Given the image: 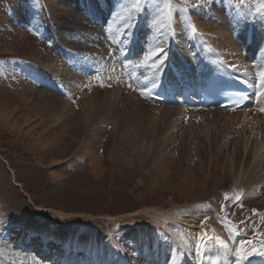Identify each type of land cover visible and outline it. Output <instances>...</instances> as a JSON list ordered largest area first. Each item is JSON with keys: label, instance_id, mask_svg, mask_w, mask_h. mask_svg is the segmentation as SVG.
Masks as SVG:
<instances>
[{"label": "rangeland", "instance_id": "obj_1", "mask_svg": "<svg viewBox=\"0 0 264 264\" xmlns=\"http://www.w3.org/2000/svg\"><path fill=\"white\" fill-rule=\"evenodd\" d=\"M85 1L88 10L96 12L92 0ZM133 2L117 0L114 7L94 21L95 17L91 14L88 17L81 4L64 5L59 0H0V264H92L97 260L100 264H116L119 258L115 252L117 244L127 249L130 256L141 264H156L155 260L146 257L144 249L141 250L145 246L153 255L156 252L154 258L159 260L161 256L160 259L167 264L170 257L167 244L170 236L180 229L173 223H165L160 217H157L159 223L156 224L147 215H136L141 209L153 206L165 209L184 205L198 207L203 203L217 205L222 200L219 204L225 206L224 210L221 211L219 204L217 208L222 213L220 219L235 215L238 220L240 208L245 203H253L247 198L246 184L249 177L255 178L264 172L261 169L264 168V155L259 162L252 163L251 166L257 165L256 168H248L243 173L241 184L235 186L233 180H227L222 190L205 191L206 197L197 196L194 201L188 200L191 202L179 194L183 188L179 176L200 174V183L217 188L221 184L213 186L209 179V170L214 162L223 165L224 158H230L237 163L235 151L241 138L232 132L223 139V127L220 125L217 130L212 124L207 131L208 137H204L196 128L202 120L198 116L200 110H183L182 122L171 131H166L167 121L155 119V135L151 126L134 124L138 120L143 124L146 122L144 110L139 107L140 96L136 92L133 94L137 99H131L130 103L119 98L112 101L103 94L100 84V95L85 103L91 89L98 88L101 81L88 84L83 80L92 73L88 71L89 65L96 64L86 60L99 59L98 71L103 70L105 62L110 66L104 51L93 59L94 46L112 39L113 32L120 30L119 23L132 25L137 19L141 35H145V31L141 27L142 22L138 23L139 19L147 30L156 28L157 24L151 18L158 19L163 0H158L157 5L148 0L139 13L132 12L129 17ZM246 6H251L255 12V20L264 17V0H240V11H244ZM151 24L154 26L150 27ZM62 49L74 53V59L66 65L73 67L75 63L77 69H47L46 61L52 55L64 61ZM116 56L118 59L119 51ZM81 62L84 63L80 67ZM119 63L116 62L115 67ZM36 71L42 73L41 77L35 74ZM112 84L120 85L115 80ZM35 95L46 98L44 104L50 110L56 105L59 109L61 101H68L69 109L64 111L71 121L64 127L53 122L50 129L49 119L40 107L42 99ZM92 108L94 113H91ZM71 111L73 116H70ZM53 114L50 112L48 115ZM42 118L46 120L44 125L40 121ZM110 122L117 127L113 128ZM182 131L187 136L189 132L193 134L198 152L188 137L181 136ZM172 136L171 142L166 141ZM139 141H145L147 146H141ZM93 158L98 161L97 168L91 163ZM158 163L167 168V179L154 175L153 169ZM223 170L228 175L229 170ZM225 193L229 194L228 199H225ZM236 193L241 194L240 202L232 200ZM199 198L207 200L202 202ZM2 201L11 209L3 211ZM260 214H250L254 216L246 217V222L238 220L244 223L241 230L245 231L244 234L247 232L245 235H257L253 229L257 228L256 216ZM131 218L142 222L132 223ZM67 230L78 231L75 249L71 238L67 248L63 241L59 243L55 238L58 231L65 233ZM91 233L93 241L98 242L97 250L92 251L91 242L88 253H85L84 243ZM154 233L157 235L156 243L153 242ZM95 255L98 259L94 260L92 256Z\"/></svg>", "mask_w": 264, "mask_h": 264}, {"label": "bare ground", "instance_id": "obj_2", "mask_svg": "<svg viewBox=\"0 0 264 264\" xmlns=\"http://www.w3.org/2000/svg\"><path fill=\"white\" fill-rule=\"evenodd\" d=\"M59 1L61 2V4L64 5L81 4L83 6L84 11L88 13L87 16L91 17L90 14L93 15V17H95L94 18L95 21L96 17L97 18L101 17L102 13L104 12L106 13L107 10L114 7V2H116L117 0H92L96 12H90L88 10V5L86 3L87 1L85 0H59ZM120 1L121 0H119V2ZM181 1L171 0L172 5L174 6L172 12V19L167 24V26L163 31L159 30L160 24L157 23H156L157 25H155L156 27L155 30H147L144 27L145 26L144 22L139 19L138 23L142 22V25L141 24L140 25L144 29L143 32L145 31V35H141L139 34L138 31L139 25H137V19H136L134 20V22L135 21L136 22L135 23L133 22L131 27H127V28H126L127 25L126 23H119L120 30L118 31V33L113 32V38L111 40L110 39L105 40L102 44V47L98 45L94 46V50L92 52L93 59L103 49H106L105 54L108 55L110 66L107 64V62H105V65L103 66V70L98 71L100 67L99 59L86 60L87 62H95L96 64L89 65L88 71L92 73L88 75V78H85L83 80H87V83L88 82L94 83L96 80L99 79L101 81L99 80L100 81L99 87L95 88V90H92L93 88L91 87L92 89L90 91V95L88 99L85 98L87 99L85 103L92 102L95 97H98V95H100L99 94L101 88L100 84L103 85L102 86L103 94L110 97L112 101H115L119 98L124 103L125 102L130 103L132 102L131 99L133 98L137 99V97L133 94L134 92H136L137 95L140 96V102H139L140 106L139 103L137 104L139 107H142V110H144L143 114H145V116H143V119H145L146 122L143 124L142 121L138 120L134 122L135 125L140 124L143 125L144 127L151 126L152 132L156 135V133L154 132L155 122H156L155 119L160 118V121L168 122L166 131H171L173 128H176L182 122L180 118H182L185 113V111L183 110H188L189 108L183 106L180 103L166 105L163 102L154 101L148 97L147 91L149 88H152L159 83H163L164 86L172 85L173 74L167 76V72L170 69L182 68L183 71L194 69L197 63V59L192 46L193 31H197L201 33L205 38H207L210 42H212L229 64L236 65V67L233 69L234 71L239 73L242 78L248 79L253 74L257 73V69L260 67V62L264 60V17L255 20L254 19L255 12L252 10V8H250L251 6H246L244 11H240V9L238 8V5L240 4V0H200L198 3L195 2V0H192L189 3H185L186 1L182 3ZM49 3L50 2H48L47 5L50 6ZM49 10L50 9H48L47 11ZM151 21H156L154 16H152ZM57 23L59 25V22ZM152 26L154 25L151 24L150 27ZM70 32L71 31H69V33ZM142 36H144L145 39H143ZM59 39H61V37H59ZM156 47H162L166 50L162 71L159 73L155 72V69H153L150 66L151 61L148 62V65L140 66L141 62L143 61L144 55L149 50H155ZM61 51H63L64 54L63 55L64 57H62L64 61H61L52 55L51 57L48 58V61H46L45 66L47 67V69H51L53 71H59V70L64 71L66 69L65 67H68L69 69L76 68L77 64L75 63L73 67H69L66 65L67 62H71V60L74 59L72 56V54L74 53L72 51L67 52L63 49ZM118 51H119V58L117 59L116 53ZM123 55L125 56V59L122 58ZM45 58L47 59V57ZM38 61H40V58H38ZM79 62H80V58H79ZM116 62L117 63L120 62L121 64L119 63L117 64L118 67H115ZM83 63L84 62L80 63V67L83 65ZM111 64L115 67V69H113V66H111ZM129 64L131 65V67L125 66ZM35 74L40 77L42 75V73L39 71H36ZM181 75L182 74H179V76ZM120 76H122V78ZM112 80H115L120 85L116 86L115 84H112ZM64 83L67 84L69 82H64ZM123 83H125L126 86L129 88H126L125 84ZM93 85L94 87H97L96 84ZM62 86H65V84H62ZM122 90H125L127 92L132 91V93H124L122 92ZM84 92H86V90ZM37 94L41 96V93H37ZM35 96L36 98L38 97L37 95ZM41 99L40 100L42 104H40V107L41 109H43V113H46V116L49 119L48 122L50 125V129L53 127L52 126V124H54L53 122L56 123L59 122V124L62 127H64L65 125H67L69 121H71L67 117L66 111H64L69 109V105L67 103L68 101H61L59 105L60 107L58 106L59 109L57 108V105L55 109H53L50 106L52 108L50 110L44 104V100L46 98L43 97ZM133 106L136 107V104L134 105L133 103ZM261 109H264V94L258 98L256 103L251 102L240 110H233V111H226L223 109L200 110V115L198 116L201 117L202 120L200 119L201 122L196 128L197 130H200V133L204 137L206 138L208 137L207 131L211 126L210 124H212V127H214V129L217 130L220 125L223 127L224 130L223 139L231 135L232 132H235V135L239 136L241 138V141L239 142L237 150L235 151L236 153L235 159L237 160V163L231 161L230 158H224L223 165H217L214 162L212 169L209 170V179L212 185L217 186L220 183L221 185L219 187L209 188L208 185H206L205 183H200L202 177L200 174H195V175L189 174L185 177L179 176L181 182L183 183V188L179 194L182 195L185 201L191 202L188 201L191 199H193L192 201H194L197 199L196 198L197 196H201L204 198L206 197L205 191L213 190L215 192L216 190L217 191L222 190L224 185H226L227 180H233L235 186L236 184H241L243 173H246L248 168L254 169L257 167V165L251 166L252 163L255 161L259 162L262 158V155H264V111H261ZM50 112H53L54 114L48 115ZM94 112L95 109L92 108L91 113ZM73 114L74 113L71 111L70 116H73ZM39 118L40 117H38V119ZM169 120L171 123L169 122ZM40 121H43L42 122L43 125L46 122V120H43V118L40 119ZM220 121L223 122L219 124ZM163 122H160V124L162 125ZM110 124H112L111 126L113 128L117 127V125L113 122L112 123L110 122ZM181 136L188 137V139H190L189 142L191 146L196 152H198L199 147L196 145V141L193 138V134L189 132L187 136V133L184 134V132L182 131ZM173 139L174 137L172 136L168 138L166 141L171 142ZM139 142L141 146L144 147L147 146V143L145 141H139ZM91 163L93 167L95 168L98 167V161L96 158H93L91 160ZM200 167L203 169L202 166ZM223 169L229 170L228 175L227 172H224ZM261 169L264 168L261 167ZM153 171H154V175L157 177H165L166 179L168 178L167 168L160 163H158L156 167H154ZM226 175L227 177H225ZM255 175L257 176V174H254V176ZM248 179L249 181L246 184V186L248 185L247 198L249 201H252L253 203H245L240 208L239 210L240 212L237 213V218L239 221L240 220L244 221L246 217L254 216V215L250 216V214L254 213L253 209L256 210L255 212H261L259 217L256 216L257 220L255 224L257 225V228L253 229V231L257 233L256 236L245 235L247 232L244 234L245 231L243 232L241 230V225H244V223L243 224L239 223L235 215L224 216L222 219H220V215L222 213L221 211H219L220 208L219 210L217 208H218V204L222 200H220L219 203H217V205L203 203L200 204L198 207L191 205L172 207L170 209L154 207V206L146 207L141 209L140 212H137L136 215H143L144 217L147 215L148 217H151L150 219H152L156 224L159 223L157 217H160L165 223L167 224L173 223L174 225H177L178 228L180 229L175 231L173 236L172 235L170 236L171 240L167 244L169 248L168 252L170 255L167 264H201L203 261L206 244L208 241H212L215 244V247H218L221 250L228 264H264V256L251 255L248 257L247 260H241L236 253V248L238 247L243 248L245 250L251 248H256L257 250L264 249V235H261L264 234V172L259 174V176L255 178L249 177ZM234 199L235 197L232 198V200ZM200 200L202 202H206L207 199H200ZM1 204H2L1 209L3 211L11 209L8 203L6 207L3 201L1 202ZM219 205H222V203ZM131 221L132 223L142 222L141 220H135L132 218ZM145 222L148 223L149 221L146 220ZM168 226L170 227V225ZM248 231L250 232V230ZM58 232L59 234L58 235L55 234V238L59 243L60 241H63V245L65 246V248H67L69 245V239L71 238V241L73 242L72 247L73 249L76 248L75 240H78L77 230L74 231L67 230L65 231V233L60 231ZM8 234L9 233H7L6 235ZM91 234L89 236L87 235L88 237L86 236L87 237L86 242L84 243L85 245L84 250H86L85 253H88L89 251L88 246L91 242H92L91 244L92 251L97 250L98 242H96L95 240L93 241L92 238L93 234L92 235ZM217 238H219V240ZM153 239H154L153 242L156 243L157 242L156 233H154ZM221 240H223L226 243L227 249L222 247L220 243ZM116 241L114 240L115 243ZM114 242H112V244ZM142 249L145 250L144 252L148 259H151L153 261L155 260L156 264H166L163 263L162 261L163 259L162 260L160 259L161 256L159 260H157V258H154V255L156 256V252L153 255L152 251L146 246L145 248L142 247L141 250ZM109 251H113V250H109ZM115 252L119 256V258L116 261V264L117 263L141 264L139 260L136 261L135 259H133L130 256V254L127 252V249L124 250L123 247L120 246V244L116 245ZM115 252H113L114 255H116ZM159 255H161L160 251H159ZM165 255H167V252L165 253ZM92 257L94 260L98 259L96 255ZM103 263L104 262H102L101 264ZM92 264H100V261L97 260Z\"/></svg>", "mask_w": 264, "mask_h": 264}, {"label": "snow or ice", "instance_id": "obj_3", "mask_svg": "<svg viewBox=\"0 0 264 264\" xmlns=\"http://www.w3.org/2000/svg\"><path fill=\"white\" fill-rule=\"evenodd\" d=\"M148 0H134L132 3L131 10L129 11V17L131 16L132 12L139 13L142 10V7L145 3H147ZM152 3L154 5H157L158 0H152ZM174 6L171 3V0H163V8L160 11L159 18L155 21V23L160 24V31H163L167 24L171 21L172 19V12H173ZM186 10V9H185ZM127 27H131V24H127ZM165 53L166 50L162 47H156L155 50H149L143 57V61L141 62L140 66H145L148 65V62L151 61V67L155 69V72L159 73L162 71L163 63L165 60ZM126 67H131V65H125ZM233 68L236 67V65H232ZM103 86V85H101ZM259 91L255 93V95L259 98L262 93H264V83L259 85ZM261 111H264V109H261ZM225 199L229 198V194L225 193ZM241 200V194L236 193L235 194V201L240 202ZM224 205H221V211L224 210ZM256 210L253 209V212ZM264 235V234H261ZM219 240V238H217ZM222 247L227 249L226 243L221 240L220 241ZM250 243V242H249ZM236 253L239 256L241 260H247L249 256L251 255H258V256H264V249L257 250L256 248H251L248 250H245L243 248H236ZM215 264V262H213Z\"/></svg>", "mask_w": 264, "mask_h": 264}]
</instances>
